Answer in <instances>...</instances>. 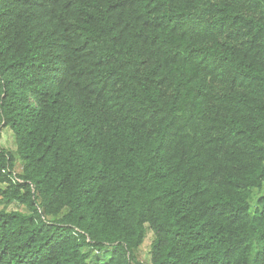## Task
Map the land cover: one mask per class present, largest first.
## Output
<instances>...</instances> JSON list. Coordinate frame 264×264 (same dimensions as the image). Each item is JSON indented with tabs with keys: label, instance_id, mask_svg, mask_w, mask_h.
<instances>
[{
	"label": "trees",
	"instance_id": "16d2710c",
	"mask_svg": "<svg viewBox=\"0 0 264 264\" xmlns=\"http://www.w3.org/2000/svg\"><path fill=\"white\" fill-rule=\"evenodd\" d=\"M4 127L0 264H264V0H0Z\"/></svg>",
	"mask_w": 264,
	"mask_h": 264
},
{
	"label": "rangeland",
	"instance_id": "374dc122",
	"mask_svg": "<svg viewBox=\"0 0 264 264\" xmlns=\"http://www.w3.org/2000/svg\"><path fill=\"white\" fill-rule=\"evenodd\" d=\"M0 146L2 148L10 149V150H13L15 148V138L12 131L8 127H4L0 130ZM2 207H6L7 210H11V209L24 210L22 206H19L16 203L5 204L4 202H2L0 204V208ZM151 240H152V232L147 228L144 242L137 251V257L139 261H142L143 263H147L149 260ZM104 259H105L104 257L101 258V260Z\"/></svg>",
	"mask_w": 264,
	"mask_h": 264
}]
</instances>
